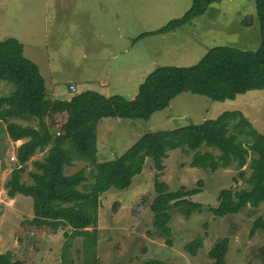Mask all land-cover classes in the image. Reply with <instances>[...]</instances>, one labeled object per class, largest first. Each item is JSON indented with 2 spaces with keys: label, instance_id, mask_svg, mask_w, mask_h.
<instances>
[{
  "label": "rangeland",
  "instance_id": "1",
  "mask_svg": "<svg viewBox=\"0 0 264 264\" xmlns=\"http://www.w3.org/2000/svg\"><path fill=\"white\" fill-rule=\"evenodd\" d=\"M189 5L190 0H0V39L15 37L22 43L23 54L38 65L47 97L66 99L74 93L93 89L105 95L120 94L131 99L139 83L157 66L194 64L214 45L249 50L258 47L260 31L254 0L212 2L203 14L171 32L150 34L132 41L140 33L154 30L182 15ZM249 14L253 16L251 24L242 25L240 21ZM13 90L12 82L0 79V96H8ZM228 110L241 111L251 126L264 134L263 90H246L224 100L182 92L147 120L118 117L99 120L97 160L119 156L144 132L199 123ZM63 120L62 112H53V133ZM19 122L40 127L32 118ZM2 127L0 122V170L12 169L18 162L9 157L16 150L9 141L4 142L6 131ZM239 138L246 139L245 136ZM191 153L181 148L168 150L158 178L167 182L170 189L181 185L194 187L201 180L200 191L190 198L199 201L203 210L185 216L174 207L170 209L171 245L166 244L162 236L147 235L146 229H152L150 211L144 209L138 217L131 215L133 202L142 193L152 191L154 171L150 158L146 157L141 173L134 176L129 189L99 196L97 264H139L147 258H158L166 264H213L207 252L221 237L228 238L225 264H264V231L256 230L249 236L254 219L264 218V203L256 207L246 205L237 213L223 216H215L207 209L217 205L220 189L248 187L250 155L243 166V177H240L233 164L215 170L190 166ZM43 155L38 152L31 156L21 174L22 181L30 182L31 160L41 159ZM84 163L75 159L73 165L63 168V172L70 174ZM89 169L86 168L85 174L91 181ZM9 174L8 170L0 173V249L9 247L17 235L22 239L23 233L19 234L17 226L29 218V213L33 215L30 196L16 193L9 199L3 186ZM61 229L45 236V245L55 247L56 239L63 238ZM8 235V240H4ZM29 235H24L29 241L27 245L39 243L35 235ZM197 236L202 237V246L191 255L184 246ZM82 251V238L74 237L64 249L66 258L60 254L59 262L81 264Z\"/></svg>",
  "mask_w": 264,
  "mask_h": 264
},
{
  "label": "trees",
  "instance_id": "2",
  "mask_svg": "<svg viewBox=\"0 0 264 264\" xmlns=\"http://www.w3.org/2000/svg\"><path fill=\"white\" fill-rule=\"evenodd\" d=\"M216 1L219 0H190L182 15L169 19L154 30L140 33L132 41L150 34L171 32L203 14L207 6ZM254 2L260 31L257 48L214 45L208 47L194 64L157 66L139 83L137 93L131 99L120 94L105 95L93 89L74 93L68 99L49 98L38 65L23 54L22 43L15 37L0 39V79L14 84L10 95L0 96V120L5 123V130L12 140L23 139L15 151L18 164L11 169L3 186L9 197L16 193L30 196L36 218L60 220L70 229L69 233H63L68 238L62 246L63 259L70 238L80 236L84 254L81 264L98 263L95 249L99 196L129 189L134 176L141 173L146 157L150 158L154 171L152 191L142 193L133 202L131 215L138 217L148 209L152 229H146V234L162 236L166 244H172L170 209L174 207L188 216L193 211L203 210V205L190 198L200 191L201 180L194 187L181 185L170 189L167 182L158 178L164 167L163 158L171 149L181 148L185 153L192 151L190 166L215 170L233 164L240 177H243V166L250 155L248 187L220 189L217 205L207 207L213 215L237 213L246 205L256 207L264 203V134L252 127L239 110H228L199 123L147 131L113 159L98 161L96 156V126L104 117L147 120L182 92L224 100L250 89L264 91V0ZM251 22L250 14L240 21L244 26ZM56 111L64 114V120L53 133L51 122ZM9 117L36 119L40 127L9 121ZM240 136L246 139L242 140ZM202 146L207 149L201 150ZM44 148L46 153L41 159L31 160L30 182L22 181L21 174L27 161ZM75 159L85 163L78 170L65 174L63 168L73 165ZM87 167H90L91 181L85 174ZM256 230L264 231V218L260 216L254 219L249 236ZM201 246L202 237L197 236L184 248L195 255ZM227 247V237H221L210 247L207 254L213 264H225ZM0 264L25 262L13 259L11 252L6 250L0 252ZM139 264L166 262L147 258Z\"/></svg>",
  "mask_w": 264,
  "mask_h": 264
},
{
  "label": "crops",
  "instance_id": "3",
  "mask_svg": "<svg viewBox=\"0 0 264 264\" xmlns=\"http://www.w3.org/2000/svg\"><path fill=\"white\" fill-rule=\"evenodd\" d=\"M253 18V16H252ZM71 85V84H69ZM68 85V86H69ZM53 93V92H52ZM51 93V94H52ZM49 98H52V96ZM67 97L66 99H68ZM22 119L29 120L31 118H20V117H9V121H14L22 124L19 122ZM1 123H3V127L5 128V123L0 120ZM22 125H27V124H22ZM30 125V124H28ZM37 128V127H36ZM6 131V130H5ZM4 133V132H3ZM4 142L7 143L9 141L11 143V147L16 150V147L23 141V139H17V140H12L7 132L4 133ZM8 142V143H9ZM14 143V144H12ZM38 152H43L44 154L46 153V148L42 151ZM36 152V153H38ZM36 158V157H35ZM4 162L7 163V158L4 157ZM11 171L10 168H2L0 170L1 172H6V171ZM13 197H9V199H12ZM29 218H25L21 223L18 224L17 228L19 229V234H22V239L17 235V238L14 237V242L10 244L9 247L0 249V252H4L6 250L10 251L12 254L13 259H20L25 262V264H61L60 261V254H61V246H63L64 242L68 239L66 236L60 239H56V245L55 247H51L48 244L45 245L44 237L45 236H51L50 233H56L59 227H62V235L66 231L67 233L70 232L69 228H66L64 223L60 220H43L36 218L35 216L31 215L29 213L28 215ZM17 231V229H16ZM18 232V231H17ZM25 233H29L31 236L36 237L39 243L33 244V245H27L26 242H29L25 237ZM15 234V233H14ZM29 235V236H30ZM77 237V236H75ZM9 235L7 236L6 239L8 240ZM73 238H70L69 242H72ZM6 243V241H4ZM59 262V263H58Z\"/></svg>",
  "mask_w": 264,
  "mask_h": 264
},
{
  "label": "built area",
  "instance_id": "4",
  "mask_svg": "<svg viewBox=\"0 0 264 264\" xmlns=\"http://www.w3.org/2000/svg\"><path fill=\"white\" fill-rule=\"evenodd\" d=\"M70 87H71V89H73L72 85H70ZM9 159H10V160H16V153L10 155Z\"/></svg>",
  "mask_w": 264,
  "mask_h": 264
}]
</instances>
